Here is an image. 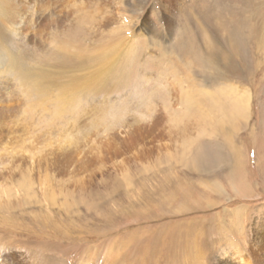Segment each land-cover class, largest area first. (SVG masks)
<instances>
[{"label": "rangeland", "instance_id": "374dc122", "mask_svg": "<svg viewBox=\"0 0 264 264\" xmlns=\"http://www.w3.org/2000/svg\"><path fill=\"white\" fill-rule=\"evenodd\" d=\"M136 1H59L52 15L33 2L3 29L22 67L0 75V264H264V0L244 59L233 58L242 75L210 68L207 87L194 84L201 61L188 43L196 33L220 49L225 34L198 21L199 0L133 11ZM183 7L194 28L179 22ZM39 10L44 25L30 15ZM129 36L108 73L120 90H87L65 108L58 89L85 77L77 62ZM24 69L52 76L39 83ZM172 92L178 112L165 108ZM152 93L160 126L131 108ZM191 99L198 106L184 108Z\"/></svg>", "mask_w": 264, "mask_h": 264}, {"label": "bare ground", "instance_id": "6f19581e", "mask_svg": "<svg viewBox=\"0 0 264 264\" xmlns=\"http://www.w3.org/2000/svg\"><path fill=\"white\" fill-rule=\"evenodd\" d=\"M59 1H63L65 3L67 0H0V75L5 70L6 67H12V68L16 67V69L17 68L20 69L22 67V65H20V62H19L20 60L17 59V57H14V54L6 46L7 43L4 40L3 29L6 28L7 26H9L10 24H13L11 22L16 20L17 17H21V16H18L19 13H24L26 15L27 12H30L31 10L29 11V9H31V5H32V8L35 9L36 6H33V2H41L43 4L42 8H44V10L46 9L44 11V14H46V12H49L52 15V14H55V11L51 10V8L52 7L58 8ZM237 1L240 2L241 5L240 4L239 5L234 4L235 2L232 4H227L225 2V0H199L198 3L199 4L201 3L200 6L196 5V3L193 5L199 9L197 12V16L199 17L198 21H200L202 24H204L205 27H208V29H210L213 34L217 35V31L220 30L221 28H222L223 34H225V36H224L225 38L222 41V45H221L220 49H217L216 45H214V46H208L207 45L208 46L207 50L204 47L205 45H202L200 43V41L197 40L198 34H196V33L193 34V39H194L193 44L191 43L192 44L191 45L190 43H188V47H189L191 54H193V55L197 54L199 56L198 59H200V61H201V67H200L201 73H200V75L202 77L201 76L198 77L197 75L194 74V72L189 70V69H191V64H192V63L190 64V62H188V67L186 64V65H184L183 69L187 70L189 68L188 69L189 72L191 74H194L193 80H194V84L196 86L197 85H200L201 87L209 86L210 77H208V75L206 73L211 72L210 68H211V70H213V72L214 71L216 72L215 75L217 78H223L224 79V77L225 76L227 77L228 74L242 75L241 70L238 68L237 64L234 63L233 58H236V56L240 55V57L242 59H244L243 58V55H244V52H243L244 48L243 47H246V45L250 44V42H248V44H247V41L249 40V37H251V35H253V33H254L253 32L254 27L251 26L250 23L252 22L251 17L254 16V14L252 13L254 4L257 3L258 0H237ZM79 2L86 5V0H75V3H79ZM136 2L137 3L134 4L133 11H136V10L139 11V8H141V5L143 3L142 0H138ZM69 3L67 2V5ZM88 3H90V2H88ZM49 5L51 7H49ZM29 6H30V8H29ZM183 8L184 9H181V12H180V10L178 12V16L180 17L179 22L182 23V21H184V17H187L188 18L187 19V21H188L187 25L194 28L196 26V24L199 22H196L194 20L195 18L193 16H191L190 11L188 9L189 7L187 8V11H186L185 7H183ZM262 12H258V14L262 15L263 14ZM39 13H40V10L36 13L32 12V14H30V15L33 17L34 15L37 16V14H38L37 20L39 21V24H43V20L40 19V17H39L41 14L39 15ZM17 20H18V18H17ZM18 21H20V20H18ZM27 22L28 21L26 20L23 23H25V25H26ZM14 23H15V21H14ZM108 23H109V21H108ZM103 24H105V23H103ZM56 25H57V27H55V25H54V27L58 28L59 22H57ZM30 26H31V28L33 27L32 25H30ZM21 34H23V33H21ZM246 34H249V37ZM27 36H24V37L28 38ZM132 37L133 36H129V38L127 37L126 40L121 42V44L117 45L116 47H113L114 49H112V50L108 48L109 50L107 49V51H105V52L103 51L104 52L103 56L100 57V59H98L97 61H95L94 64L91 63L88 59H84V60L77 62V67H75V68H78V70L81 68L80 70H82V71H78V72H83L85 77H83L81 79H77L75 81H72L71 83H67L58 89L59 94H60L59 98L62 99L63 106H65V108L71 106L73 103H75V101L79 100L81 98V96H83L84 92L87 90H93V91H97V92L102 90L105 92L109 91L110 93L120 90L121 84H119V82L115 81L116 83L114 82L115 83L114 85H110V83L108 82L110 74H108V73L111 72V70L115 67L117 62L120 60V58L122 57V49L124 47V44L130 43V39ZM29 38L32 39V37L30 35H29ZM156 40L157 39L154 38L153 43L158 45V42ZM250 40H252V39H250ZM227 41H229V42H227ZM195 48H196V52H195ZM226 52H229V53L226 54ZM228 54H230V55H228ZM223 56L225 58H223ZM196 58H197V56H196ZM61 62H63V61H61ZM179 64H180V60L175 59L174 62H172V64L170 65L172 72L174 74H175L176 68L179 66ZM247 66L248 65L245 63V68H248ZM49 67L55 68V69L59 68V66H49ZM71 67H73V66H71ZM32 69H29L27 71H26V69H24L23 73L25 76H29L30 73L28 71H30L31 73H33L34 75L37 76L36 80L39 81V83L42 81H47L48 78H50L52 76L44 70L32 71ZM60 70H62V69H60ZM126 70H127V68H126ZM58 74H60V73H58ZM176 74H177V72H176ZM1 77L2 76H0V82H1ZM120 77H121V75H120ZM190 83H192V82H190ZM167 85H169L167 87V89H169L170 86H171V88H173L175 86V83H173L171 81L170 84L168 83ZM169 90H172V89H169ZM160 91H158V93ZM172 93L168 99L169 104H167L165 108H170V109L174 110V112H178V110L175 108L176 103H178L176 100L177 97L175 95L176 92L173 94ZM157 95L155 93H152V95H148V97H145V99L141 100L140 102L138 101V102L133 103L131 108L134 111L139 110L141 112L142 111L147 112L150 115V118L152 119V123L156 126H160L162 121L165 119V115L163 112L159 111V109L161 107L158 109V102L156 99L159 96H157ZM1 101H0V114L2 113V109H4V108H2L3 104H1ZM109 103H112V102H109ZM183 105H184V108H188L190 106H196L197 107L198 106L197 99H191L190 101L185 100L183 102ZM118 106H119V104H115L114 106H112L114 111H116V112L119 111L118 109L120 107L118 109H116ZM129 108H130V106H129ZM240 112H239L238 108L234 109V111H233V113H235L236 115L240 114ZM226 116L232 117V115H230V114L226 115ZM208 118H210V117H208ZM263 126H262V129L264 128ZM144 128H146V127H144ZM263 133H264V131H263ZM263 133H262V135H263ZM144 155H147V154H144ZM49 163L50 162H48V160H46L43 164L47 165ZM52 165L53 164H51L50 166H52Z\"/></svg>", "mask_w": 264, "mask_h": 264}]
</instances>
